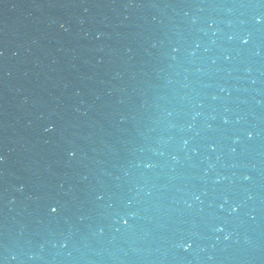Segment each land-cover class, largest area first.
<instances>
[{
    "label": "water",
    "instance_id": "water-1",
    "mask_svg": "<svg viewBox=\"0 0 264 264\" xmlns=\"http://www.w3.org/2000/svg\"><path fill=\"white\" fill-rule=\"evenodd\" d=\"M0 193L144 264H264V0H0Z\"/></svg>",
    "mask_w": 264,
    "mask_h": 264
}]
</instances>
